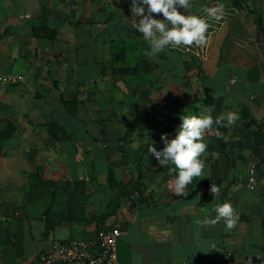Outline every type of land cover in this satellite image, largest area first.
<instances>
[{"label":"crops","instance_id":"0c3cea01","mask_svg":"<svg viewBox=\"0 0 264 264\" xmlns=\"http://www.w3.org/2000/svg\"><path fill=\"white\" fill-rule=\"evenodd\" d=\"M218 4L223 26L212 22L208 46L150 57L160 83L141 91L110 67L112 44L149 47L131 28L130 0H0V78H24L0 82V131L15 129L0 156V264H42L54 243L91 240L116 225L117 264L264 259V0H192L189 12L204 17ZM42 31L55 32L54 39L36 36ZM228 112L235 123L219 128L220 137L206 135L203 173L176 195L173 166H160L148 145L160 150L161 134L174 135L182 115ZM144 114L153 122L139 123ZM50 123L67 138L52 140L44 129ZM253 162L256 186L249 191ZM137 166L136 196L124 187ZM35 169L42 180L73 186L58 191L55 209L47 206L55 197L40 188L36 194L47 203L23 210ZM225 201L237 214L233 229L200 223ZM43 215L56 222L46 239Z\"/></svg>","mask_w":264,"mask_h":264},{"label":"clouds","instance_id":"9594fccd","mask_svg":"<svg viewBox=\"0 0 264 264\" xmlns=\"http://www.w3.org/2000/svg\"><path fill=\"white\" fill-rule=\"evenodd\" d=\"M191 6L192 0H130L129 23L148 43L146 56H155L166 48L189 51L193 47L204 49L208 46L211 37L208 30L214 26L212 22L223 26L224 5L208 8L204 17L191 14ZM154 14H159V18ZM236 119L232 112L216 117L210 113L182 115L174 135L161 134L163 147L160 150L153 143L148 145V154L160 166H173L169 172H175V176L169 183L176 195H185L194 178L202 175L205 165L201 157L207 149L206 135L214 132L220 137L222 134L218 129L233 125ZM210 193L215 198L219 188L212 184ZM212 210L214 217L205 216L200 221L202 225L223 222L227 230L236 226L237 214L230 202L217 203Z\"/></svg>","mask_w":264,"mask_h":264},{"label":"trees","instance_id":"16d2710c","mask_svg":"<svg viewBox=\"0 0 264 264\" xmlns=\"http://www.w3.org/2000/svg\"><path fill=\"white\" fill-rule=\"evenodd\" d=\"M260 28L261 23L259 22ZM36 36L48 38L50 40H53L55 37V32H48V31H42V32H36ZM149 49L146 43L144 42H137V41H124V42H117L115 44H112V63L110 64V67L112 69L111 74L121 76L124 79V83L126 87L130 88H139L142 90H154L158 87L160 80L155 76L151 60L149 56L145 55V52ZM134 54V56H130V54ZM121 64H124V68H119ZM130 94V93H129ZM128 98H131L128 96ZM143 120L139 123L145 122L146 120L150 119L151 122H153V118L151 116H147V114H144L142 116ZM180 119V118H179ZM44 129L46 130L48 136L54 140L57 141L59 139V135H61L63 138H67L65 131L62 127H60L56 123H50L44 125ZM15 133L14 127L10 130H2L0 131V156L2 154L3 146L6 144L7 141H9ZM36 154L34 152L30 153L29 163L33 164L35 161ZM134 172L136 173L137 177L133 175L131 172V181L130 185H127L125 188H130L133 190V192H136V196L140 194V189H142V186L140 185L142 181V173L140 168L137 166L134 169ZM111 178V177H109ZM111 179H109L110 186H113V182H110ZM214 184H218L217 182H214ZM49 186L53 187V191L49 189ZM76 186H82V184H77ZM71 188L72 185H62L57 183H51L47 182L46 180H42L38 174L37 169L33 170L31 173H29L28 177V183L27 188L25 190L24 195V203H23V210L27 211V209L34 204L35 202H40L41 199L39 198L38 194L36 192L41 188L45 189L49 195V197H55V199L50 200V203L47 205L50 208L57 207V201L56 197L58 194V191H60L61 188ZM43 202L46 204L47 201L44 199ZM70 205L73 208V199L70 201ZM53 215V214H52ZM46 216V229L44 238H48L49 235L54 231L55 224L51 218ZM109 217V215L102 216V221L106 220Z\"/></svg>","mask_w":264,"mask_h":264},{"label":"built area","instance_id":"2783aa9c","mask_svg":"<svg viewBox=\"0 0 264 264\" xmlns=\"http://www.w3.org/2000/svg\"><path fill=\"white\" fill-rule=\"evenodd\" d=\"M22 16L21 19H28ZM24 81L22 76L0 78V82L15 85ZM257 164L249 168L247 188L254 191L256 186L255 172ZM121 237V226L116 225L110 231H100L91 240L54 243L49 253L41 258L42 264H117V244ZM223 264H236L229 259ZM246 264H264V259H249Z\"/></svg>","mask_w":264,"mask_h":264},{"label":"rangeland","instance_id":"374dc122","mask_svg":"<svg viewBox=\"0 0 264 264\" xmlns=\"http://www.w3.org/2000/svg\"><path fill=\"white\" fill-rule=\"evenodd\" d=\"M6 146L8 147V145H6ZM41 202H42V201H40L39 204H43V205H44V203H43V202L41 203ZM39 204H38V206H39Z\"/></svg>","mask_w":264,"mask_h":264}]
</instances>
